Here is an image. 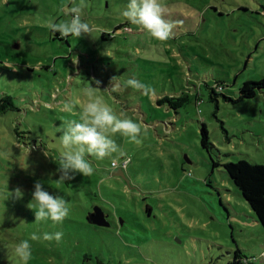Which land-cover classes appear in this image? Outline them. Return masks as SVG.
<instances>
[{
    "label": "rangeland",
    "instance_id": "rangeland-1",
    "mask_svg": "<svg viewBox=\"0 0 264 264\" xmlns=\"http://www.w3.org/2000/svg\"><path fill=\"white\" fill-rule=\"evenodd\" d=\"M163 2L168 18L181 22L166 41L121 15L127 0H84L91 36L60 39L47 21L71 19L65 10L73 0H0V99L16 108L0 113V264H21L13 249L22 240L31 244L28 264H228L236 251L264 264V229L222 166L264 165V86L251 98L239 91L264 81V0ZM113 75L122 91L99 95L117 116L124 111L141 123L142 142L116 133L124 156L89 157L91 176L72 173L58 184L57 129L78 119L83 88L99 80L103 90ZM133 76L155 96L123 87ZM216 84L223 89L212 100ZM182 96L188 100L177 111L158 102ZM201 124L213 146L207 150ZM125 159L129 185L112 175L111 162ZM37 180L68 201L61 224L35 222L28 205ZM95 206L110 227L88 224ZM57 231L59 242L30 238Z\"/></svg>",
    "mask_w": 264,
    "mask_h": 264
},
{
    "label": "clouds",
    "instance_id": "clouds-1",
    "mask_svg": "<svg viewBox=\"0 0 264 264\" xmlns=\"http://www.w3.org/2000/svg\"><path fill=\"white\" fill-rule=\"evenodd\" d=\"M84 7V0H79V3L73 0V6L65 10V15H70L71 19L58 23L54 19H49L47 27L63 38L91 36L93 27L82 19ZM121 15L129 23L158 41L171 39L174 28L181 23L168 18L163 0H127ZM100 84L101 81L95 80V87L90 83L81 90L85 99L80 105L78 119L64 120L57 129L61 133L58 140L62 149L57 169L60 173L59 179L56 180L58 184L72 180L74 178L72 173H80L85 177L91 176L94 167L89 157L99 161L113 158V154L124 156L125 153L112 138L116 133H120L138 145L142 142L139 138L144 130L141 123L128 118L124 111L117 116L113 108L105 102L104 97L99 95L101 91L108 94L122 91L118 77L113 75L108 81V86L103 90ZM123 87L140 91L142 95L149 98L156 94L151 85L143 83L135 76L128 78ZM74 107L72 103H64L62 110L72 112ZM45 155L47 156L46 153ZM33 187L32 201H35V205L30 203L28 207L35 209V222L51 220L54 224H61L70 213L68 201L62 196L49 193L39 180ZM14 195L16 198L22 197L23 193L19 187L14 190ZM63 235L61 231L45 232L42 237L32 233L30 238L33 241L42 238L45 241L59 242ZM13 251L21 264H28L32 255L29 240L20 241Z\"/></svg>",
    "mask_w": 264,
    "mask_h": 264
},
{
    "label": "trees",
    "instance_id": "trees-1",
    "mask_svg": "<svg viewBox=\"0 0 264 264\" xmlns=\"http://www.w3.org/2000/svg\"><path fill=\"white\" fill-rule=\"evenodd\" d=\"M55 35L60 39L61 36L59 33H55ZM101 36L103 38L105 37L104 35ZM260 86H264V81H247L241 85L239 91L242 97L251 98L254 96V89L260 88ZM221 89H223V87L219 84H216V87L210 89L212 100L215 99L214 97L217 94V91H220ZM224 98L226 99V97ZM187 100L186 96L178 98L164 97L158 102L161 103L165 101L172 109L177 111V109ZM8 110H16V108L13 105L11 98L6 96L0 99V113H5ZM200 145L206 150L213 147L209 141L208 131L204 124H201L200 127ZM213 166H218V164L213 162ZM222 166L225 174L228 176L231 183L237 188L243 199L247 202L258 223H260L264 229V165L250 164L246 161L239 160L238 162L224 163ZM252 263L253 262L249 259L241 257L239 251H236L233 260L228 264ZM96 264L102 263L97 262Z\"/></svg>",
    "mask_w": 264,
    "mask_h": 264
},
{
    "label": "water",
    "instance_id": "water-1",
    "mask_svg": "<svg viewBox=\"0 0 264 264\" xmlns=\"http://www.w3.org/2000/svg\"><path fill=\"white\" fill-rule=\"evenodd\" d=\"M112 175L122 179L125 184L129 185L125 175L121 169H116L112 172ZM87 222L90 225H94L101 228L110 227V222L107 220L106 213L100 207H93L92 211L87 214Z\"/></svg>",
    "mask_w": 264,
    "mask_h": 264
},
{
    "label": "built area",
    "instance_id": "built-area-1",
    "mask_svg": "<svg viewBox=\"0 0 264 264\" xmlns=\"http://www.w3.org/2000/svg\"><path fill=\"white\" fill-rule=\"evenodd\" d=\"M128 160H122L121 163H117L115 161L111 162V167L115 170V169H122L124 170V168L127 166ZM189 175V174H188Z\"/></svg>",
    "mask_w": 264,
    "mask_h": 264
},
{
    "label": "flooded vegetation",
    "instance_id": "flooded-vegetation-1",
    "mask_svg": "<svg viewBox=\"0 0 264 264\" xmlns=\"http://www.w3.org/2000/svg\"><path fill=\"white\" fill-rule=\"evenodd\" d=\"M105 212V211H104ZM106 213V212H105ZM106 215H107V213H106ZM107 220H108V215H107Z\"/></svg>",
    "mask_w": 264,
    "mask_h": 264
},
{
    "label": "crops",
    "instance_id": "crops-1",
    "mask_svg": "<svg viewBox=\"0 0 264 264\" xmlns=\"http://www.w3.org/2000/svg\"><path fill=\"white\" fill-rule=\"evenodd\" d=\"M261 261V260H260Z\"/></svg>",
    "mask_w": 264,
    "mask_h": 264
}]
</instances>
